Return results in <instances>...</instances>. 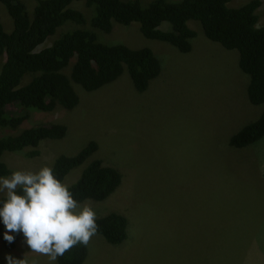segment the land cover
Masks as SVG:
<instances>
[{
    "label": "rangeland",
    "instance_id": "374dc122",
    "mask_svg": "<svg viewBox=\"0 0 264 264\" xmlns=\"http://www.w3.org/2000/svg\"><path fill=\"white\" fill-rule=\"evenodd\" d=\"M23 1L31 13L35 2ZM150 1L142 0V5ZM247 1L230 0L227 5L238 8ZM260 1L256 27L264 25V0ZM81 2L69 5L87 18L84 27L76 28L93 30L104 44L151 49L160 60V72L141 92L125 67L94 91L72 83L79 96L74 108L32 109L19 129L0 131V136L16 134L50 122L66 126L64 137L40 141L35 157H26L30 149H25L5 151L1 160L11 170L37 171L94 141L96 151L63 182L70 185L94 159L120 171L121 184L107 201L81 204L91 203L97 216L111 211L124 215L127 238L113 245L93 235L83 264H264V136L241 148L228 144L231 135L255 121L264 108L247 98L249 77L237 65L238 52L207 39L194 20L187 22L196 36L186 53L144 37L138 23H113L104 32L91 27L92 10ZM0 21L5 30L12 29L1 3ZM67 28L65 23L59 30ZM159 28L170 31L171 25L162 22ZM73 62L74 58L66 72ZM3 63L1 56L0 67ZM28 79L22 78L20 85ZM6 254L49 264L47 256L30 251L23 239L14 250H6L0 239V264H7Z\"/></svg>",
    "mask_w": 264,
    "mask_h": 264
},
{
    "label": "trees",
    "instance_id": "16d2710c",
    "mask_svg": "<svg viewBox=\"0 0 264 264\" xmlns=\"http://www.w3.org/2000/svg\"><path fill=\"white\" fill-rule=\"evenodd\" d=\"M33 1L30 13L23 0H0L13 22L12 29L7 31L0 21V57H4L0 67V131L15 130L28 119L32 109L46 112L57 105L74 108L79 96L72 83L93 91L116 79L125 67L134 88L141 92L160 72V60L151 49H132L121 43L104 44L98 41L94 31L76 28V25H84L87 19L80 10L69 5L83 0ZM229 1L151 0L143 6L142 0H85V4L93 10L92 26L108 32L113 23L128 26L136 21L144 37L168 42L182 53L190 51L189 40L196 36L187 22H199L207 39L238 52V67L249 77L247 98L253 105H264V25L256 27L255 13L261 1L248 0L238 8L229 7ZM162 22L169 23L171 30L160 29ZM65 23L68 28L60 31ZM57 33L58 36L47 44ZM25 76L29 79L20 85ZM10 105L15 109L9 110ZM65 133V125L44 122L16 134L1 135L0 177L12 171L1 160L5 151L24 153L25 149H30L24 155L35 157L40 141L61 139ZM263 136L264 108L255 121L231 135L228 144L241 148ZM96 148V143L90 141L73 156L56 157L52 165L56 177L63 182ZM112 166L101 159L91 160L78 179L69 185L74 198L80 203L107 201L122 181L120 171ZM4 199H0V206ZM96 223V234L110 244H120L127 238V218L120 213L111 211L97 216ZM5 231L0 219V239L6 250H14L18 241L25 240L22 233H12L15 240L8 243L4 239ZM89 245L77 244L59 257L57 264H83Z\"/></svg>",
    "mask_w": 264,
    "mask_h": 264
},
{
    "label": "clouds",
    "instance_id": "9594fccd",
    "mask_svg": "<svg viewBox=\"0 0 264 264\" xmlns=\"http://www.w3.org/2000/svg\"><path fill=\"white\" fill-rule=\"evenodd\" d=\"M81 3L86 6L85 0ZM92 14L93 10L88 16L89 23ZM0 193H5L0 206V219L6 228L4 239L13 243L12 233H22L30 251L47 256L49 264H55L77 244L86 246L98 230L97 213L92 204L77 201L70 186L58 179L48 164L37 171L12 170L9 175L0 177ZM5 258L7 264H39L37 259L29 260L26 255L17 259L6 254Z\"/></svg>",
    "mask_w": 264,
    "mask_h": 264
}]
</instances>
